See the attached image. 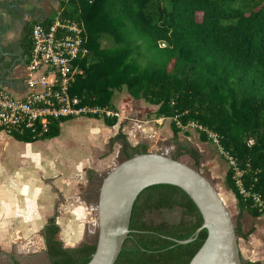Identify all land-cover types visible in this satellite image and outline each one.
Wrapping results in <instances>:
<instances>
[{
  "label": "trees",
  "instance_id": "trees-1",
  "mask_svg": "<svg viewBox=\"0 0 264 264\" xmlns=\"http://www.w3.org/2000/svg\"><path fill=\"white\" fill-rule=\"evenodd\" d=\"M53 18L82 22L88 54L78 62L82 74L70 87L81 106L108 107L115 91L123 88L134 100L157 107L156 119H170L176 150L173 159L187 155L199 168L201 153L178 135L195 123L202 142H211L206 131L217 135L221 147L236 158L243 171L244 187L264 203V0H59ZM51 20L40 22L48 23ZM30 28L23 40L29 56ZM109 40L111 46L103 47ZM101 119L108 127L116 117ZM53 122L41 137L7 133L16 141L35 143L60 135ZM122 127V124H120ZM120 127L109 146L121 141L124 158L146 153V144L132 146ZM2 129L0 128V132ZM254 141L248 146V140ZM224 183L238 209L235 233L246 239L240 220L246 212L258 217L251 197L241 196L228 169ZM179 212V219L155 221L153 213ZM202 216L180 188L155 185L137 197L130 218V233L114 264H189L206 238L202 230L184 245L176 241L193 237ZM55 217L42 230L50 264H87L96 244L64 248L57 239ZM242 264H264L242 259Z\"/></svg>",
  "mask_w": 264,
  "mask_h": 264
},
{
  "label": "crops",
  "instance_id": "crops-1",
  "mask_svg": "<svg viewBox=\"0 0 264 264\" xmlns=\"http://www.w3.org/2000/svg\"><path fill=\"white\" fill-rule=\"evenodd\" d=\"M59 7V0H19V2L0 0V87L5 88L14 98L24 96L25 63L28 53L23 40L28 29L35 23L51 20L58 14ZM127 99L131 101V98ZM120 107V105L116 106L120 116L113 127L106 126L99 119H85L86 124L95 123L90 127L93 130L89 131L92 141L101 140L95 134L96 131L105 132L106 146L109 138L118 132L120 124L130 115L128 111L122 115ZM150 109L155 115L157 107L151 105ZM133 110L136 115L139 114L134 107ZM151 118L152 126L149 125L150 121H146L147 124L137 121L124 125L122 131L131 145L148 142L154 147L157 143L159 149H151L150 152L154 151L171 157L169 151L175 150L176 146L165 145L173 137V134L170 135L167 127L164 126L168 119H156L153 116ZM109 131L110 134H108ZM5 135L6 139L15 145L23 143ZM149 135H153L154 139H151ZM184 140L191 141L190 137L178 135L179 142L182 143ZM194 145L192 143V146L196 148ZM196 146L202 154V150L197 144ZM61 165V168L65 167V169H61L54 162H49L47 166L41 164L39 172H36L30 171L29 163L22 159L16 168H12V157L0 149V264L1 258L7 259L11 264H18L14 254L7 248L12 244L16 245L15 254L21 258L39 255V258L44 257L48 260L42 230L52 217H55L56 225L59 227L57 239L62 242L64 248H76L89 243L83 242V237L86 227L90 228L91 224L88 216L92 215V211L96 208V203L94 206L90 200L96 194L97 202L98 190H94L92 185L88 184L89 180L86 173L84 174L87 166L79 167L73 162ZM209 171L211 173L210 169ZM240 223L243 233H249L246 239H238L241 258L252 262H263L264 215L253 217L243 214ZM13 229L18 236L14 240L12 239ZM28 229L34 231L37 241L36 239L28 240Z\"/></svg>",
  "mask_w": 264,
  "mask_h": 264
},
{
  "label": "water",
  "instance_id": "water-1",
  "mask_svg": "<svg viewBox=\"0 0 264 264\" xmlns=\"http://www.w3.org/2000/svg\"><path fill=\"white\" fill-rule=\"evenodd\" d=\"M155 185L180 188L202 216L203 223L193 237L176 241L188 244L206 230V238L189 264H242L234 223L214 185L197 169L154 151L123 160L102 179L96 202V248L87 264L116 262L130 233L137 197Z\"/></svg>",
  "mask_w": 264,
  "mask_h": 264
},
{
  "label": "built area",
  "instance_id": "built-area-1",
  "mask_svg": "<svg viewBox=\"0 0 264 264\" xmlns=\"http://www.w3.org/2000/svg\"><path fill=\"white\" fill-rule=\"evenodd\" d=\"M31 48L25 63L24 96L14 98L0 87V128L6 134L29 133L41 137L49 126L65 118L98 116L119 118V112L108 107L81 106L77 97L70 95V87L82 69L76 62L88 54L86 31L82 22L56 17L52 21L35 23L30 28ZM187 127L202 130L195 123ZM208 138L225 158L232 180L239 194L251 197L254 207L264 213V203L244 187L243 171L236 158L220 145L217 135L206 131ZM8 135V134H7ZM252 139L247 145H253Z\"/></svg>",
  "mask_w": 264,
  "mask_h": 264
},
{
  "label": "rangeland",
  "instance_id": "rangeland-1",
  "mask_svg": "<svg viewBox=\"0 0 264 264\" xmlns=\"http://www.w3.org/2000/svg\"><path fill=\"white\" fill-rule=\"evenodd\" d=\"M53 16L54 15H52V17ZM102 46L109 47L111 46V42L109 40H103ZM127 98H131V97L127 94L124 88L121 91L118 92L115 91V93L112 96V103L114 107L116 108L117 105H120L121 106L120 108H122L121 110V112L123 113L122 115H124L127 111L130 114L121 123L122 127L124 125L137 121H140L144 124H147L146 121L148 122L150 121L149 125L152 126L153 123L151 122L152 120L151 117L152 116L155 117V115L152 112V109H150L151 105L145 103L143 100H134L132 98L131 101H128L129 99ZM133 107L135 110L139 111L138 115L134 113L135 111L133 110ZM116 111L118 110L116 109ZM86 118L87 117H83V116L73 118L71 119V121L69 120L70 122L66 124L63 123L61 125L60 127L61 134L57 138L51 140L37 141L35 143H20L18 145H15L14 143H12V141L6 139L5 137L6 133L3 131L0 134L1 135L0 149L2 152L4 151L6 154H10V156L12 157V168H16L20 160L22 159L27 160V162L30 165L29 166V169H31L30 171L34 170L36 172H39V166L41 164L47 166L49 162H54L55 164L60 166V168L62 166L61 165L62 163H67V162H73L74 164H77V166L79 167L87 166L86 167L87 169L84 172V174L86 173V177L89 180L88 184L90 186L92 185L93 189L97 191L105 175L109 171H111L116 165H118L120 162L124 160L121 154L122 143L121 141H117L113 144V146H109V141H108V144L105 146L104 144L105 132L101 133L99 131H96L95 134L99 136L101 140L99 141L97 140V142L92 141L90 135L91 132L89 131L93 130L90 127L95 123L89 122L90 124L89 123L86 124L85 123ZM168 122L170 125L171 120L168 119ZM168 122H166L164 126L167 127L168 132L170 133V135H172ZM186 130L189 132L188 137H190L191 141H187V140L184 141H187L191 145L192 143L195 144L194 146L198 149V147L196 146L197 144L203 152L201 154L202 155L201 165L199 166V168H195L193 165V161L187 155L181 156L179 160L197 169L214 185L220 197L222 198L223 202L225 203L232 218V221L235 225V222L237 221L238 209L236 206V199L234 198V195L227 189L224 183L225 174L228 170V164L225 158H223L219 154L217 147L212 142H202L199 139V134L195 128L188 127L186 128ZM108 134H110V131L108 132ZM149 136L151 139H154L153 135H149ZM179 136L185 137L183 133H180ZM144 142L146 141L144 140ZM146 145L148 147V151H151V149H156V150L159 149L157 143L154 144L155 145L154 147H152V144L150 143L148 144V142ZM165 145H171L173 147L176 146V144L173 142V139L171 140L169 139V142H166ZM175 150L171 152L169 151L170 156L174 155ZM162 151H165V149H162ZM89 161L90 163H88ZM61 169H65V167H62ZM209 169L211 170V173ZM90 203H92V205L95 206L96 194L95 196H93V198H91ZM244 214L247 215L246 212H244ZM65 218L67 219L66 216ZM88 218L91 220V224H90V228L89 226L86 227L85 236L83 237V242H89L91 244H94L97 238L96 208L94 211H92V215L88 216ZM150 218L155 221H160L164 219L169 222H174L179 219V212L174 211V212L153 213L151 214ZM15 231L16 230L13 229V235H12L13 240L18 237L17 235H15L14 233ZM27 238L29 241L30 240L35 241V239L37 241V237L35 236L34 231L31 229L27 230ZM37 246L39 248V245ZM7 248H9L12 254H14L13 256L15 257V260L18 264H50L49 261L46 260V258L44 257L39 258V255H29L24 258L19 257L17 254H15V252L17 251L16 245L12 244ZM1 264H11V263L8 262L7 259L1 258Z\"/></svg>",
  "mask_w": 264,
  "mask_h": 264
}]
</instances>
